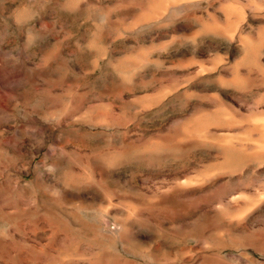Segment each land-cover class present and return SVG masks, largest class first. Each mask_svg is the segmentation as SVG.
Listing matches in <instances>:
<instances>
[{
    "label": "rangeland",
    "instance_id": "rangeland-1",
    "mask_svg": "<svg viewBox=\"0 0 264 264\" xmlns=\"http://www.w3.org/2000/svg\"><path fill=\"white\" fill-rule=\"evenodd\" d=\"M121 7L125 31L117 32L115 48L125 54L117 57L109 78L115 84L101 90L95 103L101 105L98 116L127 124L126 139L147 158L131 177L128 169L113 172L115 180H129L122 184V210L130 218L145 205L152 212L141 217L143 229L125 235V251H150L159 264H264V97L247 96L249 76L264 71V57L251 44L232 42L227 60L221 58L235 40L220 23L234 14L227 3L216 21L199 9L182 15L167 0H126ZM91 43L96 56H103V49ZM15 75L0 69V89ZM120 78L133 79L135 89L121 91ZM49 142H55L51 132ZM177 154L176 163L166 162ZM17 175L35 178L34 173ZM88 190L95 191L92 202L87 197L65 202L66 209L107 206L105 193ZM116 214V208L107 213ZM61 215L56 247L61 241L69 245L77 231H90L78 217ZM48 224L38 225L35 240L41 245L52 236ZM153 236L157 244L149 248ZM205 241L217 251L203 250Z\"/></svg>",
    "mask_w": 264,
    "mask_h": 264
},
{
    "label": "clouds",
    "instance_id": "clouds-1",
    "mask_svg": "<svg viewBox=\"0 0 264 264\" xmlns=\"http://www.w3.org/2000/svg\"><path fill=\"white\" fill-rule=\"evenodd\" d=\"M125 2L0 0V69L9 75L19 74L6 89H0V264H159L150 251H125V235L143 229L141 217L152 212L145 205L135 217L127 216L120 202L124 198L122 184L129 180L121 182L113 176L114 171L128 169L131 177L147 158L136 142L126 139L127 124L98 116L101 105L95 103L101 90L115 84L109 78L117 57L125 54L115 48L120 38L117 32L125 31L118 15ZM167 3L182 15L199 9L211 21H216V14L227 3L234 14L220 23L235 40L228 42L229 50L221 58L227 60L232 42L251 44L264 57V0ZM91 42L103 49V56H96ZM52 49L56 51L49 55ZM117 87L132 91L136 84L131 78H120ZM257 95L264 97V71L249 76L248 99L255 100ZM106 99L110 102L112 97ZM98 120L104 121L103 126ZM49 132L55 142H49ZM45 148L38 158L36 154ZM178 159L177 154L166 162ZM17 173H34L35 178L25 180ZM88 189L105 193L110 198L107 206L66 209L65 202L85 197L92 202L95 191ZM45 205L46 211L42 210ZM111 208L117 209L116 215H107ZM62 213L78 217L90 231H77L69 245L61 241L56 247L54 237L61 230ZM42 220L49 221L47 231L52 232L43 245L35 240ZM224 236L220 233L218 239ZM147 244L155 246L156 237ZM203 250L215 252L217 246L205 241Z\"/></svg>",
    "mask_w": 264,
    "mask_h": 264
}]
</instances>
